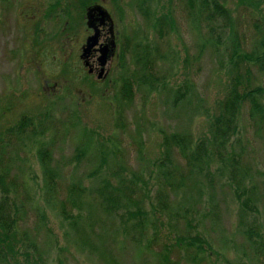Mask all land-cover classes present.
Here are the masks:
<instances>
[{
  "label": "rangeland",
  "instance_id": "obj_1",
  "mask_svg": "<svg viewBox=\"0 0 264 264\" xmlns=\"http://www.w3.org/2000/svg\"><path fill=\"white\" fill-rule=\"evenodd\" d=\"M222 1L240 20V35L251 49L257 42L252 22L261 17L264 0L258 1L261 11L253 8L254 13L246 11L242 0ZM97 5L112 16L118 42L117 57L102 82L89 76L80 58L92 34L87 8L82 11L74 0H0V136L23 116L43 118L46 131L41 141L51 149L64 185L83 179L86 185L95 184L87 178L95 169L102 170L101 177L115 174L119 167L147 177V169L161 156L163 133L183 131L199 138L206 131L208 111L227 92L224 40L215 51L207 33L196 28L177 2L147 1L152 16L173 13L176 28L164 40L158 39L134 0H100ZM126 41L131 48L136 43L153 47L162 83L151 93L137 90L129 102L119 99L124 82L134 72L131 53L123 61L120 58L119 49ZM260 79L264 86V74ZM179 86L190 92L185 106L174 107L172 92ZM239 148L251 171L256 219L264 234V128L250 119L247 108L240 118ZM26 149L25 161L20 162L32 201L23 225L37 238L46 264H59L60 259L65 264H163L157 243H151L149 250L147 242L124 237L117 223L100 211L94 216L84 209L78 227L88 239L81 240L76 227L47 204L38 145L28 143ZM79 153L83 157L78 161ZM176 160L182 162L179 156ZM208 193L206 184L205 188L199 185L186 195L179 193L177 202L198 208L195 219L203 223L215 251L211 261L237 264L241 259L264 264V254L255 255L245 245L239 204L225 182L217 183L213 192V203L218 206L215 223L203 221V209L198 206L207 202ZM160 238L162 245L165 239Z\"/></svg>",
  "mask_w": 264,
  "mask_h": 264
},
{
  "label": "trees",
  "instance_id": "obj_2",
  "mask_svg": "<svg viewBox=\"0 0 264 264\" xmlns=\"http://www.w3.org/2000/svg\"><path fill=\"white\" fill-rule=\"evenodd\" d=\"M74 1L82 11L100 2ZM134 1L159 40H164L176 28L172 11L152 16L148 0ZM172 1L186 10L197 29L207 33L215 51L220 50L224 40L229 78L227 92L208 111L206 131L197 139L189 132L163 133L161 156L147 169V177L121 167L115 169V174L101 177L102 170L95 169L87 176L95 184L86 185L83 179L64 185L51 149L41 141L46 131L43 118L23 116L0 136V264H46L39 253L37 238L24 230L32 195L20 161H25L23 156L27 155L28 143L38 145L37 157L47 204L76 227L83 241L88 235L78 225L87 208L91 214L100 211L117 223L124 237L142 244L147 242V249H152L151 243H157L163 264H217L211 261L215 251L206 238L204 225L195 219L200 213L198 208H187L185 202H177V198L181 192L186 195L199 185L205 188L206 184L208 200L198 207L203 209V221L215 223L218 206L213 203V192L217 183L225 182L239 204L247 249L255 255L264 254V234L256 219L258 209L251 192V171L243 163L239 148L240 118L244 109L247 108L253 122L264 128V86L260 83V76L264 74V9L260 10L263 7L258 6L259 0H242L248 13H254L253 8L261 11V17L252 22L257 42L248 49L240 35V20L233 17L224 1ZM55 4L57 6L58 2ZM67 8H71V4ZM153 52L148 43L132 44L131 48L127 41L119 49L121 61L126 53H131L134 65L133 75L123 84L120 100L131 101L137 90L151 93L160 89L162 83L156 73L157 57ZM189 92L186 86L173 91V106H185ZM176 156L182 162H178ZM80 157L83 153L75 158L79 161ZM160 236L165 239L162 245ZM174 256L184 261H174ZM59 264L65 262L60 259ZM237 264L253 263L240 259Z\"/></svg>",
  "mask_w": 264,
  "mask_h": 264
},
{
  "label": "flooded vegetation",
  "instance_id": "obj_3",
  "mask_svg": "<svg viewBox=\"0 0 264 264\" xmlns=\"http://www.w3.org/2000/svg\"><path fill=\"white\" fill-rule=\"evenodd\" d=\"M96 5H92L86 9L87 22H88L87 14H88L89 9L93 8ZM108 13H109V11H108ZM109 15H110V13H109ZM110 17H111L112 21L107 19L104 24H101L99 21L94 22V26L96 28L98 27V29H99L98 45L92 49V51L88 55L87 59L83 60L80 57L81 60L83 61L85 68L87 69V73L89 74V76H96L98 82H102L105 80V78L108 76L112 61L117 57L118 42H117V37L115 34L114 20H113L111 15H110ZM94 19H99L97 14L94 16ZM87 27H88V23H87ZM88 29L92 33L90 36H92L95 33L96 29H93V28L91 29L89 27H88ZM88 38H87V40H88ZM87 40L85 42V45L82 48V53H83L84 47L86 46ZM113 41L115 42L114 49L111 47V44ZM105 46L110 47L109 59H108L107 65L105 66V74L102 76V78H99V74H100V70H101L100 63H99V58L101 57L100 49H102Z\"/></svg>",
  "mask_w": 264,
  "mask_h": 264
},
{
  "label": "water",
  "instance_id": "obj_4",
  "mask_svg": "<svg viewBox=\"0 0 264 264\" xmlns=\"http://www.w3.org/2000/svg\"><path fill=\"white\" fill-rule=\"evenodd\" d=\"M96 14L98 15L99 19H94V16ZM87 17H88V22H87L88 27L96 30L95 33L88 38L86 46L83 49V53L81 55V58L83 60L87 59L92 49L98 45L99 29L98 27L96 28L94 26V22L99 21L101 24H104L107 19L112 21L108 11L100 5H96L93 8L89 9ZM111 47L114 49L115 47L114 41L112 42ZM100 52H101V57L99 58V63L101 70H100L99 78H102V76L105 74V66L108 63L110 47L105 46L102 49H100Z\"/></svg>",
  "mask_w": 264,
  "mask_h": 264
}]
</instances>
